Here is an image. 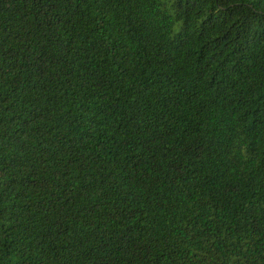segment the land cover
Masks as SVG:
<instances>
[{
  "label": "trees",
  "instance_id": "trees-1",
  "mask_svg": "<svg viewBox=\"0 0 264 264\" xmlns=\"http://www.w3.org/2000/svg\"><path fill=\"white\" fill-rule=\"evenodd\" d=\"M0 264H264V0H0Z\"/></svg>",
  "mask_w": 264,
  "mask_h": 264
}]
</instances>
